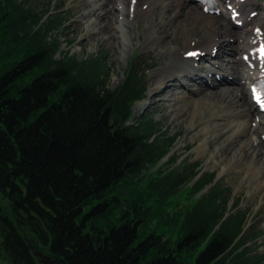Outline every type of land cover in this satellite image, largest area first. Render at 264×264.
I'll list each match as a JSON object with an SVG mask.
<instances>
[{"label": "trees", "instance_id": "trees-1", "mask_svg": "<svg viewBox=\"0 0 264 264\" xmlns=\"http://www.w3.org/2000/svg\"><path fill=\"white\" fill-rule=\"evenodd\" d=\"M43 14L0 0V259L43 264L40 249L52 257L45 264H264L250 248L214 262L239 221L201 245L221 215L219 189L172 213L184 173L143 184L145 162L167 146L150 141L152 119L124 125L137 75L111 88L105 62L57 59L49 34L64 19Z\"/></svg>", "mask_w": 264, "mask_h": 264}, {"label": "rangeland", "instance_id": "rangeland-1", "mask_svg": "<svg viewBox=\"0 0 264 264\" xmlns=\"http://www.w3.org/2000/svg\"><path fill=\"white\" fill-rule=\"evenodd\" d=\"M34 4H38L41 0H32ZM54 3L62 4L63 10L65 13H69L72 17L70 19V24L68 29L63 34L62 39L65 41L67 39L68 42H74L72 45V52L77 53L78 55H87L90 53H97L100 49L107 51L110 71H111V86L115 87L120 84L123 80L124 71L129 67V63L133 57V54L138 52L142 57L140 60L147 59L148 63H157L156 67L150 69L148 73V81L150 85V77L151 73L158 69L159 66H162V62L166 60L163 53L160 51V48L156 42H152L147 46L137 47L138 45H129L127 47L126 52H123L119 47H116L112 41L105 40L104 37L107 36L105 33L100 36H93L87 39L88 28L85 20L80 18V15L85 12V9L82 7H76V2L74 0H53ZM67 15V14H66ZM154 15V10H147L145 13H140L137 21L131 22V27L136 32L134 35V44H138L140 42V37L145 38L146 34L152 29L150 16ZM68 16V15H67ZM139 21V22H138ZM188 30L191 32L190 34L197 35L200 30H202L201 34L205 32V29L201 27L193 28L189 27ZM128 32V30H127ZM75 39V40H74ZM179 40V39H177ZM174 41V44H178V41ZM161 41V39H160ZM159 42V41H158ZM166 42L163 48L168 49L169 44ZM183 43L179 45V47H183ZM153 59V60H151ZM165 97L169 96V92L167 91L164 95ZM204 98H198L193 101L182 100L178 105L185 106L187 108L188 114L186 117L181 118L180 125H175L168 121V116H164L167 108H160V111H156L155 109L142 108L141 105H137L136 108L139 110L137 114H150V112H155V118L157 122L160 123L161 126H166V129L170 131V133H174L177 131H181L180 141L178 142L177 148L173 150L171 153H177L180 155V159L184 157L190 158L191 161L199 160L202 162L203 171H216L218 179L224 178L225 182H228L229 178V161L230 158L227 155H218L215 152V145L205 142V137L202 134L197 133L196 129H193L199 120L198 113L201 110V107L205 104ZM178 108V107H177ZM138 116V115H136ZM203 144V145H202ZM168 158V157H167ZM165 158L164 160H166ZM249 161H245V165H247ZM167 163H163L162 165H166ZM158 166H155L156 169ZM258 174V170L256 172H252V182L247 183L246 193H242L238 189L240 186L241 178H233L232 183L234 184L233 188L235 189L234 195H243V206L250 208V212L252 217L259 220V228H264V204L262 203V196L258 195V193H252V187L255 186L256 176ZM261 176L260 174H258ZM264 178L262 177V180ZM261 249L260 252H264V234L260 239ZM7 264H10L8 261Z\"/></svg>", "mask_w": 264, "mask_h": 264}, {"label": "bare ground", "instance_id": "bare-ground-1", "mask_svg": "<svg viewBox=\"0 0 264 264\" xmlns=\"http://www.w3.org/2000/svg\"><path fill=\"white\" fill-rule=\"evenodd\" d=\"M84 1L85 0H83V1L80 0V2H82V3H84ZM126 2L127 1L125 0V1L121 2V4H123V3L126 4ZM113 4H114V0H95L94 1V6L95 7L92 9L91 12H92V14H94L96 16L98 25H100L103 20H106V22H107L106 25H103V27L100 26V28H98V31H96V32L97 33H102L104 31L111 32V35H110V36H112L111 39L114 40V44L116 45L118 37L116 35L117 33L112 32L113 31L112 29H117L119 32H121V37L123 36V37L126 38V33L123 32V25L128 27L129 19L128 18L124 19V22H123V19L120 20V21H119V19H117V21H116V19H114V17H113V13L115 11V6H113ZM119 11H121L122 14H123V9H120ZM81 17L83 19H85L86 21H88V19L86 17V13H83L81 15ZM115 21H116V23L119 22L121 25L120 26L118 24L114 25ZM94 24H95V29H96V26H97L96 21H95ZM95 29L92 31V34L95 31ZM157 32H160V34H164V33L172 34V32H165V31H162L161 29L157 30ZM119 43L122 44L124 50L127 48V44L122 38H121V41H119ZM168 77H169V73L166 74V70L165 69H162V70L158 69L156 72H154L152 74V78L156 82H160L161 84H164L165 80ZM170 99H172V98H168V100H170ZM157 107H163L162 101L157 103ZM177 114L179 115V117H183L184 118L189 113H188L187 108L185 106H180V108L177 111ZM263 158L264 157H262L261 159H263ZM263 166H264V163H263Z\"/></svg>", "mask_w": 264, "mask_h": 264}, {"label": "snow or ice", "instance_id": "snow-or-ice-1", "mask_svg": "<svg viewBox=\"0 0 264 264\" xmlns=\"http://www.w3.org/2000/svg\"><path fill=\"white\" fill-rule=\"evenodd\" d=\"M190 55H192V53H190ZM256 100H257V102L260 101V96H259V94L256 95Z\"/></svg>", "mask_w": 264, "mask_h": 264}, {"label": "water", "instance_id": "water-1", "mask_svg": "<svg viewBox=\"0 0 264 264\" xmlns=\"http://www.w3.org/2000/svg\"><path fill=\"white\" fill-rule=\"evenodd\" d=\"M44 260H47V258L44 257Z\"/></svg>", "mask_w": 264, "mask_h": 264}]
</instances>
